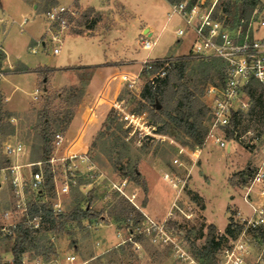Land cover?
<instances>
[{
    "label": "rangeland",
    "instance_id": "1",
    "mask_svg": "<svg viewBox=\"0 0 264 264\" xmlns=\"http://www.w3.org/2000/svg\"><path fill=\"white\" fill-rule=\"evenodd\" d=\"M84 1L79 0L80 3ZM100 1L104 8L99 10L78 3L71 5L69 9L74 15L69 24L60 30V41L51 40L50 34H45L48 19L44 13L55 5L67 6L70 0H58V3L54 4H46V0H39L37 10L26 9L23 13L19 11L13 0L7 4L11 10L6 8L4 18L0 21V46L9 64L16 68L27 67L25 68L27 74L17 78L16 82L8 84V90L11 91L13 102L20 99L30 101L24 110L12 111L0 93V107L11 114L2 122L5 124V129L12 130L9 133L0 131V159L5 157L2 152L3 142L15 139L20 140L25 148L18 162L22 164L34 162L40 154L39 141L33 130V126L38 123V111L47 107L52 117H58L51 129L68 131L88 100L87 91L94 87L102 72L111 70L113 65L111 62H106L99 71L93 66L73 68L74 70L66 77L68 80L63 81L61 79L51 81L49 78L52 72L49 71L44 81L40 76L37 85L30 72H36L37 69L44 67L55 69L95 63L99 60L103 49L108 55L114 51H125L120 55L121 58L115 61V66L125 61L131 64L133 60L130 59L136 54V60H141L145 57L146 51L138 44L140 34L137 24L140 22L141 25L147 23L151 26L153 38L158 35V42L150 53L151 58L168 57L186 51V41L183 39L179 41L175 34L181 21L173 17L164 24L169 11V5L165 0ZM95 3L96 0H90V4ZM89 8H93L94 12L86 19L83 13ZM235 9H231L228 15L232 22L238 17ZM96 13L100 18L90 26V21ZM22 16H26L28 21L20 28L13 21L21 20ZM76 31L80 35L75 33ZM96 35H100L101 38L94 37ZM55 47L59 49L57 53L53 52ZM190 63L192 67L196 65L194 59ZM148 76L146 71L141 72L142 85L146 83ZM217 82L218 78L212 74L210 80L197 86V89L201 90V93L197 92L201 101L205 100L204 93L207 86ZM192 83L191 80L188 84L193 86ZM36 88L40 92L33 99L32 92ZM122 95L128 99L129 105L133 108L147 110L153 121L162 124L153 117L155 112L143 99L131 95L125 88L122 90ZM105 119L99 117L87 134L89 161L75 159L67 173L68 176L74 173L77 182L84 186L82 188L71 186L68 193L60 194L59 197L52 195L50 198L51 202H60L63 211L70 210L78 203L81 206L88 203L93 211L100 214L98 220L94 222L84 220L79 225L69 222L65 232H44L42 226L36 228L34 236L45 238L46 247L55 253L50 254L46 261L42 256L34 257L36 254L28 251L25 253L26 261L33 264H189L188 260L178 256L180 252H174L172 247L156 246L147 238L137 234L138 228L127 220L112 221L109 213L114 201L123 197L132 204L115 188L116 186L122 187L124 193L128 195L135 188L138 189L137 201L135 199L134 201L143 211L157 220H162L168 210L174 212L177 216L170 218L168 226L177 232L180 247L196 263L199 264L194 257L193 247H200L204 243L208 225H215L220 248L225 246L232 238L230 234L225 233L229 217L235 214L239 207L249 212L248 206L241 198V185L247 180L248 167L254 160L253 155L237 143H233V150L228 151L210 140H204L200 158L186 178L185 170L171 164L175 154L173 144L161 140H147L141 147L128 145L123 140L119 124L115 121L109 124ZM202 124L207 127L208 112ZM168 127V129L166 127L168 134L176 142L188 145L182 143L181 133L171 126ZM50 155H55L53 145ZM56 164L60 165L58 162ZM44 165L45 163L42 166ZM133 165L140 174V180L145 181L147 193H144L140 185L141 181L136 183L130 180L128 171ZM59 168L62 169L61 166ZM30 169H33V166L22 168L27 177ZM170 170L178 177L186 178L183 186L175 189L163 180V172ZM242 171L245 174L241 176ZM56 177V183L59 185L64 179L62 171ZM12 195L9 186L1 182L0 226L12 221H20L22 218L19 212L13 213L10 218H6L3 214L5 210L12 208ZM145 198L147 209L146 205L142 206ZM131 234L140 237L139 240L135 241L133 237L130 241ZM12 243L13 240L10 238L2 241L3 256ZM67 255H73L74 260L67 261ZM256 256L262 260L259 264H264L262 238L255 244L254 255L249 262H254Z\"/></svg>",
    "mask_w": 264,
    "mask_h": 264
},
{
    "label": "built area",
    "instance_id": "2",
    "mask_svg": "<svg viewBox=\"0 0 264 264\" xmlns=\"http://www.w3.org/2000/svg\"><path fill=\"white\" fill-rule=\"evenodd\" d=\"M227 4L233 5L234 0H178L169 3L168 20L177 17L181 21L175 34L179 41L183 39L189 43L186 51L151 58L150 53L158 42V35L153 38L151 32H141L138 44L146 51L145 57L133 61L131 66L104 75L99 85L88 93V100L79 113L76 125L66 132H54L52 145L55 155H50L47 160L19 163V157L25 150L24 144L20 140H5L2 152L9 163L0 167V186L1 182L9 186L13 205L3 212L4 216L10 218L18 212L23 216L28 201L44 191V163L49 165L53 174L54 196L68 193L71 186L82 188L84 184L77 182L75 174L68 176L67 173L75 159L88 162L89 156L88 151H78L74 146L82 142L86 131L99 117L105 119L109 113L119 124L123 140L128 145L141 147L147 140L173 144L175 154L171 164L185 170L187 178L200 158L204 142L193 147L176 142L167 132L169 127L159 130L160 125L153 121L147 110H136L129 105L122 90L125 88L131 95L142 99L141 91L145 84L142 85L140 75L143 70L149 74L146 82L155 85L166 75L175 57L216 58L222 62V76L217 83L208 85L204 93L208 109L204 140H210L228 151L233 150V143L240 144L253 155L254 160L248 167L247 180L241 185V198L249 212L239 207L231 216L232 228L239 225L240 229L225 246L218 249L213 264H259L262 261L259 257L256 256L254 262H249V259L254 255L261 233H264V118L259 119L252 113L250 92L258 85L264 93V1L256 3L248 17L238 16L233 22L223 11ZM68 14L72 16L74 12L58 5L45 11L51 40L60 41V30L70 22ZM58 51V47L53 49L54 53ZM39 92L38 88L33 91L34 98ZM32 166L27 177L22 168ZM60 171L64 179L58 185L56 176ZM162 178L175 189L183 186L186 179L178 177L172 170L163 172ZM115 188L142 214L141 221L135 225L137 234L156 246L172 247L189 264H198L180 247L179 235L168 226L170 218L177 216L174 212L168 210L165 218L157 220L137 205L134 193L128 195L122 187ZM51 204L55 212L63 211L60 202ZM127 221L133 225L131 214ZM18 222L0 226V236L12 235ZM30 223L33 228H38L39 217L31 218ZM131 236L130 241L134 237ZM66 260L72 262L74 256L69 255Z\"/></svg>",
    "mask_w": 264,
    "mask_h": 264
},
{
    "label": "trees",
    "instance_id": "3",
    "mask_svg": "<svg viewBox=\"0 0 264 264\" xmlns=\"http://www.w3.org/2000/svg\"><path fill=\"white\" fill-rule=\"evenodd\" d=\"M169 3L178 0H167ZM194 1V0H191ZM260 2V0H234V4H227L223 7L228 15L231 13V9L236 8L235 13L237 16L248 17L251 13L253 6ZM54 4V0H46V4ZM94 12L93 8H89L83 13V17L86 19L91 13ZM99 14L91 19L90 26L99 20ZM68 20H72V16L68 14ZM75 33L79 34L78 31ZM194 59L196 65L190 66L191 60ZM222 62L219 59H201L190 58L187 56L175 57L170 62V67L166 75L157 80L155 85L146 82L141 91V97L150 105L151 110L154 113V118L158 119V122L162 124L159 130H165L166 127L171 126L182 134V143L190 146L202 145L207 127L202 124L204 116L207 114L208 109L203 101L197 95V92L201 93L197 86L205 84L211 79L212 74L216 75L218 79H221ZM190 69V70H189ZM52 71L49 68H39L36 72L41 76L43 81L46 79L47 72ZM43 74V75H42ZM192 80V85L188 83ZM252 99V113L259 117L264 118V93L258 85L250 92ZM159 105V106H158ZM11 114L3 110L0 107V131L9 133V129H5V124L2 120L6 117H10ZM57 116L52 117V113L47 107H44L38 111V123L33 126V130L36 133V137L39 141L40 154L35 161L47 160L50 156L52 149V138L55 131L51 129L52 124L57 122ZM115 121L114 116L109 113L105 119V122L112 124ZM8 126H6L7 128ZM120 127V126H119ZM13 128V126H10ZM9 163V160L5 157L0 159V167H4ZM130 180L136 183H140L144 193H147V186L145 181L140 180V174L133 165L132 169L128 171ZM44 174V191L36 196L32 197L26 207L21 220L13 228L12 235L0 236V264H23V257L26 252H33L38 256H42L44 260L49 259V255L55 253L51 251L49 247L45 245V238L35 237L34 232L36 228L32 227L30 223L31 218L39 217V227L42 226L44 232H65L66 225L69 222L81 224L86 220L89 222L97 221L100 214L93 211L90 204L81 206L80 203L74 205L68 211L55 212L52 208L50 198L53 195V179L52 172L47 163L43 166ZM241 176L245 174L242 171ZM89 196H87V199ZM147 199L142 202V206H145ZM132 216L133 224L137 225L141 219L142 214L132 204L126 201L123 197H119L111 204L110 217L113 222L124 221ZM240 226L237 225L232 228V218L229 217L228 224L226 226V234H230L232 237L239 231ZM68 233V232H67ZM264 239V233L260 235ZM12 239L11 246L12 260L6 261L1 255V242L5 239ZM135 241L140 237H134ZM193 254L199 264H212L215 259V253L220 248V242L217 235V228L215 225H208V231L205 236L204 243L200 247H193Z\"/></svg>",
    "mask_w": 264,
    "mask_h": 264
},
{
    "label": "crops",
    "instance_id": "4",
    "mask_svg": "<svg viewBox=\"0 0 264 264\" xmlns=\"http://www.w3.org/2000/svg\"><path fill=\"white\" fill-rule=\"evenodd\" d=\"M9 1L10 0H0V21L3 20V18H4V15H5L4 13L6 11V8L9 11L11 10L10 7H7V4L9 3ZM13 1L15 2L16 7L19 9V11H21L22 13L26 9L30 10V9L33 8V9L37 10L38 6H39L38 5V3H39L38 1L39 0H13ZM54 1H55V3H58V0H54ZM165 1L169 5V2L167 0H165ZM260 1H264V0H260ZM75 3H78V4L82 5V6H92V7L96 8V9H98V10L100 8H104L100 0H96L95 4H90V0H85L84 3H80L79 0H70V2L67 4V6H64V7L69 8L71 5H73ZM60 6H63V5H60ZM27 21H28V18L26 16H22L21 20L13 21V23H17V25L20 28H22V26ZM166 21H168V17L164 21V24L166 23ZM140 23L137 24L138 25V27H137L138 34H140L143 31H147V32H151V33L153 32V30H152V28H151V26L149 24L144 23L143 25H141ZM164 24H163V26H164ZM47 28H48V20H47L46 26H45V34L46 33L49 34L47 32ZM113 29H114V27H113ZM87 36H89V35H87ZM89 37H92V36H89ZM94 37L101 38L100 35L99 36L96 35ZM186 43L189 44L187 41H186ZM187 44H186V49H187ZM124 53H125V51H120V52L114 51V52H111L108 55L107 52L105 51V49H103L102 54L99 56V60H97V62H95V63H87V64H83V65H78V66L56 67L55 69H52V71H50V72H52V76L49 79H51V81H55V79H61L63 81L65 79H67L66 77L69 76L68 74H70L76 68L83 67V66H87V67L88 66H93V67H95L96 71H99V68H102L104 66V64H106V62H111V64L113 65V66H111L112 69L102 72V74L100 75V77H99L97 83L94 85V87L91 90L87 91V93H91L99 85V83L102 81L104 75H106L108 73H111V72H115L118 69H122V68H126L128 66H131V64H128L126 61L124 63H120V65H118V66H115V64H116L115 61L119 60L121 58L120 55H122ZM178 54H180V53H178ZM136 56H137V54L134 55L133 57H131L132 59H130V60L131 61L132 60L135 61L136 60ZM25 68H27V67H17L16 68V66H14L12 64H9L7 62L6 54L2 50V48L0 46V93L3 95L7 106L12 111L13 110H24L27 107V105H28V103L30 101V100L27 101V100H24V99H20L17 102H13L12 98H11V91L8 90V84L16 82L17 78L23 76L24 74H27V72H25L27 69H25ZM67 68H71V70H66ZM30 74H32L34 76L35 83L37 85L39 83V80H40L39 74L37 72H35V71L30 72ZM32 98L34 99L33 92H32ZM77 122H78V118L76 119L75 123L72 124L71 128L73 126H75ZM93 125H94V123L89 127V129L84 134L82 142L79 143V144H76L74 146L75 148L78 149V151H82V152L83 151H89L88 145L86 144L87 143L86 139H87V134H88L89 130L93 127ZM71 128L69 130H71ZM132 193L135 194V201H137L136 199H137V195H138V189L135 188L134 191H132ZM147 205L148 204H146V209H147ZM166 213L164 214V216L162 218H165ZM10 249H11V247L7 250L5 256H3V251H1L3 259L6 260V261H9V262L12 260V254H11V250ZM67 256H69V255H67ZM34 257L39 258L40 256L35 255ZM35 262L37 263L38 261L36 260ZM23 264H33V263H30V262L26 261L25 254H24V257H23Z\"/></svg>",
    "mask_w": 264,
    "mask_h": 264
},
{
    "label": "water",
    "instance_id": "5",
    "mask_svg": "<svg viewBox=\"0 0 264 264\" xmlns=\"http://www.w3.org/2000/svg\"><path fill=\"white\" fill-rule=\"evenodd\" d=\"M159 106V105H158Z\"/></svg>",
    "mask_w": 264,
    "mask_h": 264
}]
</instances>
